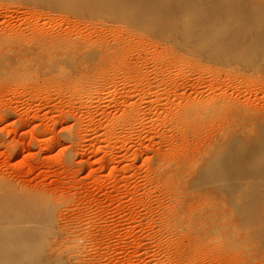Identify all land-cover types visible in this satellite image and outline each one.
I'll list each match as a JSON object with an SVG mask.
<instances>
[{
  "label": "rangeland",
  "instance_id": "obj_1",
  "mask_svg": "<svg viewBox=\"0 0 264 264\" xmlns=\"http://www.w3.org/2000/svg\"><path fill=\"white\" fill-rule=\"evenodd\" d=\"M0 264H264V0H0Z\"/></svg>",
  "mask_w": 264,
  "mask_h": 264
},
{
  "label": "bare ground",
  "instance_id": "obj_2",
  "mask_svg": "<svg viewBox=\"0 0 264 264\" xmlns=\"http://www.w3.org/2000/svg\"><path fill=\"white\" fill-rule=\"evenodd\" d=\"M10 202L16 204L14 208H19L22 205L45 206L48 204L46 199L34 195H18L16 203L14 201Z\"/></svg>",
  "mask_w": 264,
  "mask_h": 264
}]
</instances>
